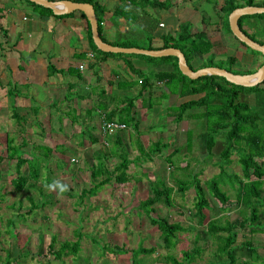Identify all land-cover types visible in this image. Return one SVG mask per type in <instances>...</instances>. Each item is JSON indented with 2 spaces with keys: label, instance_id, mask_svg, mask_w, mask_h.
I'll use <instances>...</instances> for the list:
<instances>
[{
  "label": "crops",
  "instance_id": "0c3cea01",
  "mask_svg": "<svg viewBox=\"0 0 264 264\" xmlns=\"http://www.w3.org/2000/svg\"><path fill=\"white\" fill-rule=\"evenodd\" d=\"M91 1L94 8L100 7L98 12L96 8L95 11L98 19H102L100 34L106 43H132V48L145 50L150 45L154 51L163 50V38L176 37L181 26L186 24L195 33L204 31L207 34V38L199 44H212L210 54L219 55L226 53L224 51L232 53L238 60L235 67L242 59L252 58V54L225 29L222 13L224 0H168V9L145 6L140 0H132L133 3L131 0ZM122 7L124 16H115V11ZM80 12L57 16L34 8L25 0H0V126L4 128L2 132L6 133V163H9L6 149L10 139L15 141V145L23 147L24 158L29 161L43 159L41 161L49 166L46 169L48 177H58V181L68 177V174L72 176L74 167L81 169V165H86L88 174L85 177L81 174L80 178L86 179L91 186V181L99 183L106 178H91L92 169L100 165L101 159L108 165L117 166L125 157L131 161L128 171L131 179L128 184L140 181L137 172H130L132 165L135 170L148 172L143 168L147 160L155 163L160 162V157L165 159L163 151L155 152L154 147L148 153L149 156L142 157L143 154L147 155L142 151L148 147L144 146V140L149 138V133L158 130L155 124L159 125V119L170 116V108L179 106L182 98L177 89L169 87L166 81L155 80L154 86L143 92V77L148 78L162 71L171 72L173 64L149 62L139 57L99 55L93 50L89 38L88 19ZM257 22L246 20L244 29L249 32L248 27L253 28ZM137 43H144V46ZM193 64L201 66L203 60L197 57ZM50 65L68 72L49 74ZM134 69L143 75H138ZM164 100L168 102L164 103ZM112 114L114 118L110 121L124 124L126 129L104 137L100 132L101 123L103 119L109 121L108 117ZM15 115L20 119L15 118ZM122 117L126 121L134 118L132 123L136 127L125 121L119 122ZM172 119L169 117L170 123ZM4 133H0V138ZM158 142L154 141V146ZM163 145V148L167 146ZM72 159L78 162L72 163ZM8 160L15 165L17 163L16 159ZM0 165V169L3 168L1 162ZM24 167L22 171L27 176L29 166ZM15 174L10 176L11 183L17 177ZM75 175L78 178L77 173ZM145 176L153 180L150 173H145ZM39 181L42 183V177ZM89 184L79 191H66L74 195L72 198L75 199L76 212L79 209L80 216L85 209L95 212L100 210L88 202L96 199L106 186L111 185L106 184L98 194L80 203L78 195L83 189L89 188ZM154 184H158V181H150L151 188ZM41 188L37 186L33 189L41 192ZM49 191L54 196L63 195ZM133 192L134 189L129 196ZM4 201L0 202V206ZM126 202L130 205L128 200ZM47 206L42 205V209ZM10 207L14 208V205ZM32 207L33 204L26 207L29 219H26V215L18 214L23 222L28 223L32 214L34 217L40 214L39 206L30 214ZM82 234V242L84 238L97 236ZM13 260L20 263L19 258Z\"/></svg>",
  "mask_w": 264,
  "mask_h": 264
},
{
  "label": "rangeland",
  "instance_id": "374dc122",
  "mask_svg": "<svg viewBox=\"0 0 264 264\" xmlns=\"http://www.w3.org/2000/svg\"><path fill=\"white\" fill-rule=\"evenodd\" d=\"M257 2L258 4H263L264 0H258ZM248 31L253 32L254 29L248 27ZM137 44L144 46V43ZM224 52L226 53L222 52V54L214 55V64L227 70L231 68L228 58L233 56V54L228 51ZM248 52L251 53L250 51ZM205 61L207 62V58L203 60V62ZM262 63H264L262 56L252 55L249 60L242 59L238 66L232 67V70L242 75L257 70ZM250 99L252 104H254L255 98L253 95L250 96ZM166 102L168 101L164 100V103ZM182 102H185V97L181 98ZM170 110V116L159 119V125L158 123L155 124L158 129L154 132L156 134L149 133V138L144 140V146L148 145V147L146 150L145 147L142 151V153H147V155L143 154L142 157L149 156L148 153L152 151L153 143L157 140L159 143L167 144L161 150L165 159L160 157V162L155 163L147 160L143 168L147 169L148 172L135 170L132 165L130 172H137V179L140 177V181H131L129 184L123 185L112 182L110 186L105 187L100 196L88 202L100 210L95 212L92 209H85L82 216L79 215V209L76 212L75 199L64 195V193H62L63 195L56 194L54 196L46 187V185L52 184L59 179L54 176L52 177L55 180L48 177L46 169L49 166L47 164L41 166L42 183L41 181L37 182V186L42 187V191L39 189L41 192L33 188L25 189L22 192L15 189L11 183L10 176L16 175V165L8 159L9 163H6L4 154L6 133L2 132L4 128L0 126V133H4V136L0 138V162L3 166L0 169V173L3 172L2 178L0 177V194L3 195L2 198L5 200L0 206V264H4L7 261L5 258L7 254L11 258H19V264H131L130 253L117 254L105 249V247L112 245L129 249L155 247L157 249L156 254L141 255L138 258H134L133 263L171 264L166 262L165 257L173 256L177 260H181L182 253L190 250L198 237L199 245L208 243V247L196 264H228L229 261L220 253L221 241L218 237L209 233L207 224L212 219H217L221 224H226L228 221L244 223L249 220L251 206L248 204V197H240V189L237 185H229L223 188L229 196L227 205L221 204L218 200L212 199L208 195L211 210H205L207 219L204 225L200 226L198 224L199 220L194 216L195 190L190 189L185 196H181L177 191V185L178 182L190 180L191 175L194 174H199L202 184L205 185L206 181L220 173L222 138L218 137L217 145L214 147L211 156L208 155L205 151L204 141L198 138L199 132L204 129L201 119L188 115L182 122L177 123L175 114L178 113V107L173 106ZM201 112L202 110H199L197 115ZM169 117L173 118V122L170 123ZM129 124L134 128L136 127L135 123ZM165 126L166 128H164ZM190 131L193 134H188ZM189 135L191 138H189ZM169 155L171 156L168 157ZM239 159V153L234 152L231 156L232 164L226 168L230 174L242 175ZM36 161H28L29 163L26 166L32 165ZM169 166L171 167L170 170H168ZM87 167L86 165H81V169L77 166L74 167V172L77 173L78 178L73 173L72 176L68 174V177L60 180L61 183L68 185V191H79L82 187L89 184L86 179L80 178L81 174L83 176L88 174ZM115 167L116 165L114 164L109 165L111 170ZM25 169L26 167H24ZM145 173H150L153 180H149ZM150 181H158L157 187L163 188L167 184L176 190L173 193L174 206L168 208L162 204L156 205L157 213L153 214L154 217L162 216L172 222H181L185 228L184 232L177 234V239L174 242H178L171 248L162 246L160 241L161 232L156 226L151 224L147 215L138 208L141 199L152 196ZM138 183L140 184L137 185ZM133 189L134 192L129 196ZM260 190L262 192L261 197L264 198V184L260 187ZM53 192L59 193L58 190ZM126 200L129 201L130 205H128ZM31 204L39 206L38 212L40 214L36 217L32 214L30 216L31 220L25 223L20 216L23 214L26 215V219L28 218L26 212L28 208L26 207ZM46 204L48 206L42 209V205ZM11 205H14V208H11ZM260 208L264 211V201L261 202ZM46 216L47 218H45ZM10 221H13V223H10ZM261 222L264 224L263 215L261 216ZM80 227L81 229H79ZM78 230L85 234L97 235V238H84L78 256L70 255L65 256L62 260H55L52 252L49 251L52 236H56L54 238L57 240L56 247L58 248L64 241H76L77 237L75 234ZM238 233V244L252 240L253 244L259 247L257 253L259 258L255 264H264V229L256 230L253 233L250 228V222H248L243 228H238Z\"/></svg>",
  "mask_w": 264,
  "mask_h": 264
},
{
  "label": "trees",
  "instance_id": "16d2710c",
  "mask_svg": "<svg viewBox=\"0 0 264 264\" xmlns=\"http://www.w3.org/2000/svg\"><path fill=\"white\" fill-rule=\"evenodd\" d=\"M25 1L34 8L53 14L50 9L43 8L28 0ZM224 1L222 13L224 14L225 19V29L231 34L232 31L230 29L229 16L235 9L247 6L264 7V3L258 4V0ZM76 2L92 4L91 0H77ZM131 2L133 3L132 0ZM140 2L145 6L158 9H168L170 7L168 0L163 2L158 0H140ZM98 8L100 9V7ZM99 9H97V12ZM80 13L86 19L85 14L83 12ZM123 13L124 8L122 7L117 9L114 15L120 17L124 16ZM249 19L258 21L257 24L253 26V33H249L244 29V22ZM98 22L100 32L102 22L100 17ZM239 26L252 40L264 45V14L242 17L239 21ZM88 32L93 50L101 56H122L127 58L139 57L146 59L149 62L172 63L173 68L171 72L162 71L153 73L148 78L143 77V92L154 86L155 80L166 81L168 82L169 87H175L177 89V93L179 92L182 98L185 97V102H182L179 106H177L178 113L175 114V120L177 123H180L188 115L190 117H196L199 120L201 119L200 121L203 123L204 129L199 132L198 138L204 141L205 151L208 155L211 156L214 147L217 145L218 137L222 138V151L220 153V160L222 164L220 165V173L206 181L205 185L202 184L199 174L191 175L190 180L178 182L177 185V191L181 196H185L186 192L190 189L195 190L196 203L194 205V216L199 220L198 224L200 226L204 225V222L207 219L205 210H211L208 195H210L212 199L218 200L221 204L227 205L229 202V196L223 188L229 185H237L240 189V197H248L247 201L251 206L250 217L249 220H247L250 222L251 231L254 233L256 230L259 231L262 228L264 229V224L261 222V216L263 215L264 217V211L260 208L261 202L264 201V198L261 197L262 192L260 190V187L264 184V82L253 88H245L231 84L225 78L217 76H205L197 80H191L181 73L178 65V59L176 57L170 56L154 58L143 55L137 56L105 53L100 51L94 44L90 24ZM149 38L151 39V37ZM206 38L207 34L204 31L195 33L191 30L189 25L185 24L181 26V30L176 37L166 36L163 38V49H180L185 54L188 65L193 70H199L207 67L222 68L214 64V54H210L213 45L207 44L203 46L199 44ZM237 41L241 46L250 51L252 55L263 57L261 53L253 51L239 40ZM109 44L123 48L133 47L132 43ZM147 48L149 49L146 50H153L150 45H148ZM206 55H209L207 62H203V64L198 67L194 66L193 61L195 58L199 57L204 60ZM228 61L231 68L227 70L233 74H237L232 70V67L235 66L238 61L237 58L231 56L228 58ZM263 64L264 63H262L259 68L262 67ZM134 70L138 75H143L141 71H137L136 69ZM257 70L244 73L242 75L252 74ZM66 72L68 71L58 70L53 65L49 66V74ZM251 95L255 98L254 104L251 102ZM199 110H202V112L197 115ZM15 118L20 119V117H16V115ZM113 118L114 114L108 117L109 121L113 120ZM124 119L125 118L122 117L119 122L125 121L126 123H132L134 118H131L128 121ZM188 134L191 135L193 132L190 131ZM190 135L189 138H191ZM163 146L164 145L162 143L158 142L155 144L153 149L155 152H160ZM22 149L23 147L21 145H15L14 140H8L6 149L7 158L10 160H17V177L12 180V184L19 192H22L25 189L37 188V182L41 178V166L46 165L41 161L43 159L38 160V158H35L37 161L34 164L29 165V175L26 176L22 169L29 163V160L24 158L25 155L22 153ZM234 152H238L240 155L239 163L242 169V175L230 174L226 170V168L232 164L231 156ZM130 167L131 161L128 157L123 158L113 170H111L109 165L101 159L100 165H97L92 169L91 178L93 180H97L100 176H106V178L101 180L99 183L91 181V186L83 189L78 195L80 203H83L86 199L98 194L99 190L106 184L115 182L118 185H123L128 183L131 179L128 174ZM151 189L152 196L143 200L140 203L139 208L147 215L151 224L156 226L161 232L160 241L162 246L164 248H171L178 242H174L175 239H177V234L184 232L185 228L182 226L181 222H172L168 218L162 216L154 217L153 214L157 213L155 209L156 205L162 204L168 208H172L174 206L173 193L176 190L167 184H165L163 188L157 187V184H154ZM66 195L69 197L74 196L69 192H66ZM2 197L3 195H0V202L4 200ZM37 208L38 206L33 204L29 213H33ZM247 221L244 223L228 221L226 224H221L217 221V219H212L207 224L209 233L212 236L218 237L221 241L220 253L229 261L228 264H255L259 258L257 255L259 247L253 244L252 240L238 244V228H243L247 225ZM223 233L225 235H221ZM75 236L77 237L76 241H65L61 243L58 248L56 247L57 240L54 237L52 238L49 245V251L52 252L55 260H62L65 256L79 255L83 234L81 231H77ZM207 247L208 243L205 245H199L198 237L194 241V246L190 250L182 253L181 260H177L173 256L165 257V259L166 262L171 264H196ZM105 249L117 254L130 253L131 264H135L133 263L134 258H138L141 255H153L157 252L155 247L129 249L118 245H112L105 247ZM243 256L245 258H241ZM6 259L7 261L4 264H18L19 262L18 260H13L10 255Z\"/></svg>",
  "mask_w": 264,
  "mask_h": 264
},
{
  "label": "water",
  "instance_id": "95a60500",
  "mask_svg": "<svg viewBox=\"0 0 264 264\" xmlns=\"http://www.w3.org/2000/svg\"><path fill=\"white\" fill-rule=\"evenodd\" d=\"M43 8L50 9L57 16H63L74 11L83 12L91 26L92 38L96 47L105 53L113 54H128V55H143L154 58L163 57H176L178 59V65L181 73L191 80H197L205 76H217L225 78L229 83L245 87L253 88L259 86L264 82V64L255 73L240 75L233 74L226 69L218 67H207L199 70H193L188 65L185 54L177 48H168L163 50H145L139 48H123L113 46L106 43L99 32V22L92 4L89 3H76L72 1H52V0H28ZM264 7L247 6L235 9L229 16L230 29L234 37L241 43L246 45L249 49L259 52L264 57V45H261L252 40L239 26V21L242 17L263 15Z\"/></svg>",
  "mask_w": 264,
  "mask_h": 264
},
{
  "label": "built area",
  "instance_id": "2783aa9c",
  "mask_svg": "<svg viewBox=\"0 0 264 264\" xmlns=\"http://www.w3.org/2000/svg\"><path fill=\"white\" fill-rule=\"evenodd\" d=\"M81 69L84 68V66H80ZM126 129V125L121 124V123H117V122H113V121H108L106 119H103L102 123H101V127H100V132L102 134V136H111L113 134H115L117 131L120 130H124ZM74 162H78L77 159H72V163ZM171 167H168V170H170Z\"/></svg>",
  "mask_w": 264,
  "mask_h": 264
},
{
  "label": "clouds",
  "instance_id": "9594fccd",
  "mask_svg": "<svg viewBox=\"0 0 264 264\" xmlns=\"http://www.w3.org/2000/svg\"><path fill=\"white\" fill-rule=\"evenodd\" d=\"M46 187L51 191H59V193H64L68 191V185L61 183L60 181H54L52 184L46 185Z\"/></svg>",
  "mask_w": 264,
  "mask_h": 264
}]
</instances>
